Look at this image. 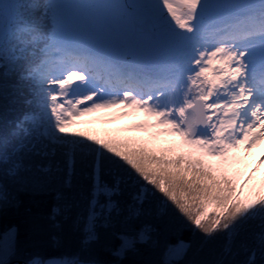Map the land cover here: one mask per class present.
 Masks as SVG:
<instances>
[{"label":"snow or ice","instance_id":"6c2138e0","mask_svg":"<svg viewBox=\"0 0 264 264\" xmlns=\"http://www.w3.org/2000/svg\"><path fill=\"white\" fill-rule=\"evenodd\" d=\"M185 5L180 19L170 0H0V205L14 203L18 191L51 190L62 201L59 189L72 188L81 171L89 181L76 239L85 258L48 264H103L95 258L101 221L113 257L137 252L139 243L152 251L145 264H264V195L241 203L237 167L239 149L264 137V0ZM81 82L91 87L74 94ZM8 104L22 105V113L9 118ZM118 107L143 112L150 122L138 127L173 134L179 144L157 153L59 134L70 117ZM125 194L131 202L116 209L113 224L105 209ZM152 200L155 214L144 208ZM70 207L54 205L48 227L59 231L57 215ZM175 230L191 232L201 247L222 236L228 243L208 258H189L191 242L162 240ZM16 231L0 233V264L16 254ZM237 236L250 253L242 262L232 251Z\"/></svg>","mask_w":264,"mask_h":264},{"label":"trees","instance_id":"16d2710c","mask_svg":"<svg viewBox=\"0 0 264 264\" xmlns=\"http://www.w3.org/2000/svg\"><path fill=\"white\" fill-rule=\"evenodd\" d=\"M2 71V70H0ZM3 82V78L0 77V83ZM2 92V89H0ZM5 99L0 94V114L3 113L5 107ZM10 109L9 118L18 117L22 111L23 106L20 104H8ZM36 115H42L37 110ZM2 120H0V130H2ZM88 124H80L74 127H68L65 129L64 136H75L80 134V138H87L89 133ZM43 131V129H41ZM139 131L144 133L145 129ZM158 130L153 132V135L158 134ZM167 138L173 134H164ZM151 137L150 135H148ZM96 139H92L90 143H93ZM102 143L109 142L117 147L129 149L143 147L146 150L159 152L163 149L169 148L172 144L169 142H159L155 140L154 143L146 144V142H138L136 140L130 141L127 139H121L120 137H105L102 136L99 139ZM164 143H167L163 145ZM160 144V145H159ZM173 147V146H172ZM41 163V167L46 164V161H36ZM24 164L32 163V161L24 160ZM3 168V164L0 163V169ZM44 174L41 173V176ZM73 187L66 188L61 187L59 190L64 195L65 199L62 201L56 200L55 191H37L26 192L18 191L16 193V200L14 203L8 206L0 205V233L5 229L15 226L16 228V254L10 258V263L17 264L18 260H22L24 263L29 264L34 258L45 259L48 257H67L73 258L79 256L84 259V254L80 252L76 239L81 236V230L85 222V216L89 207L90 201V187L89 181L84 176L83 171L80 175L73 178ZM52 187H56L54 182ZM157 195H162L157 191ZM259 195L257 199L262 196ZM115 207L111 210L105 209V211H111L113 216V224H115L118 217L116 211L117 208H126L127 203L131 202L130 197L125 194L121 197L119 195L113 196ZM101 202L107 203L105 198H101ZM68 203L71 207L64 213L63 210L57 215V219L61 222V229L59 231L52 230L45 222V217L51 213V209L54 205H63ZM145 209H150L153 214L157 212L156 202L154 200L144 203ZM100 210V209H99ZM65 214L67 219L64 218ZM210 215V213H209ZM83 219H78V218ZM207 216L202 219L207 220ZM151 220L152 217H147ZM118 226V225H117ZM110 229H106L101 221L100 226L97 229V235L103 242V247L95 254V258L102 261L103 264H145V262L152 258V251L146 244H137L138 251L135 253H128L123 257H113L111 252L107 251L108 247H111L114 243L107 238ZM56 235L60 238L59 243L52 241V236ZM162 240H166L170 244H174L179 240H184L186 243H192V249L189 252V258L195 255L196 258H208L213 248H221L224 244L228 243L227 236L219 237L212 245H205L201 247V241L198 237H194L191 232L187 230H175L169 232L166 236L162 237ZM241 238L239 236L234 237L232 242V251L237 252L236 259L243 261L250 253H245L239 248ZM91 243V242H90Z\"/></svg>","mask_w":264,"mask_h":264},{"label":"rangeland","instance_id":"374dc122","mask_svg":"<svg viewBox=\"0 0 264 264\" xmlns=\"http://www.w3.org/2000/svg\"><path fill=\"white\" fill-rule=\"evenodd\" d=\"M170 3L172 5V8L176 16L180 19H183V12L186 11L185 0H170ZM164 13L165 15L168 16V18L171 15L168 13L167 9H164ZM172 24L174 27L177 28V30H179V27L176 24V22ZM209 67L217 68L218 65L214 62V64L210 65ZM214 74L215 73L213 72L209 73V75H214ZM77 82H78L77 79L73 77L71 83L74 84ZM90 87L91 85L81 82L79 84L73 85L71 91L75 94L84 90H88ZM138 113L141 114L140 116L141 118H145V116L143 115L144 113L135 108L118 107V108L97 109L90 113H85L83 115H79L76 117H70L67 120V122L63 124V127L65 131V129H67V127L70 126L74 127L80 124L83 125L88 124L89 125L88 136H92V138L96 140H99L101 139L102 136H105V137H115V138L120 137L121 139H127L130 141L136 140L138 142H146V144H150V142L154 143L155 140H158L160 143L170 142L172 146H176L179 144L178 137H174L172 139L171 138L172 136H170L169 138H167L165 135H161L159 132L156 136L154 135L151 137H148L147 133L146 136L143 135L142 132L139 131L140 128H136L139 121H143L142 119H139L140 117L138 116ZM49 117L51 118L50 110H49ZM131 118H133L134 120H132ZM51 119L54 124L55 122L54 118ZM127 127L130 128V130H128ZM132 128H136V129L131 130ZM146 129L149 128L146 127ZM63 133H59V134L63 135ZM165 144L167 143H164L163 145ZM242 147L239 149L238 152V155L241 158L242 163L239 164L237 167L241 173L240 184L242 185L239 199L241 203H245L254 197L257 198L259 195H261L260 192L264 191V163H260L258 157L255 156L247 160V155L243 152H240L242 150ZM255 186H258V188L256 189ZM97 211H99V208H97ZM87 215H88V210L85 216V220L87 218ZM4 231H2L1 233H3ZM65 258L67 257H48L45 259H39V258H34V259L40 260L44 262V264H48V262L61 260Z\"/></svg>","mask_w":264,"mask_h":264},{"label":"bare ground","instance_id":"6f19581e","mask_svg":"<svg viewBox=\"0 0 264 264\" xmlns=\"http://www.w3.org/2000/svg\"><path fill=\"white\" fill-rule=\"evenodd\" d=\"M240 152H243L247 155V160L255 156L258 157L260 163H264L260 159L261 156L264 155V137H261L258 140L253 141V143L247 149L242 147V150Z\"/></svg>","mask_w":264,"mask_h":264},{"label":"water","instance_id":"95a60500","mask_svg":"<svg viewBox=\"0 0 264 264\" xmlns=\"http://www.w3.org/2000/svg\"><path fill=\"white\" fill-rule=\"evenodd\" d=\"M17 264H27V263H24L22 260H18Z\"/></svg>","mask_w":264,"mask_h":264}]
</instances>
